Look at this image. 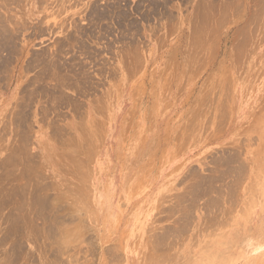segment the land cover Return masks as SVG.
Instances as JSON below:
<instances>
[{"label": "rangeland", "instance_id": "rangeland-1", "mask_svg": "<svg viewBox=\"0 0 264 264\" xmlns=\"http://www.w3.org/2000/svg\"><path fill=\"white\" fill-rule=\"evenodd\" d=\"M0 264H264V0H0Z\"/></svg>", "mask_w": 264, "mask_h": 264}, {"label": "bare ground", "instance_id": "bare-ground-1", "mask_svg": "<svg viewBox=\"0 0 264 264\" xmlns=\"http://www.w3.org/2000/svg\"><path fill=\"white\" fill-rule=\"evenodd\" d=\"M78 173V172H77ZM201 259V258H200ZM222 260V259H221Z\"/></svg>", "mask_w": 264, "mask_h": 264}]
</instances>
